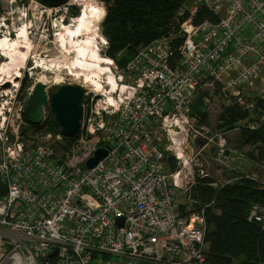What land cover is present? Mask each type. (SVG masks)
<instances>
[{"label":"built area","instance_id":"obj_1","mask_svg":"<svg viewBox=\"0 0 264 264\" xmlns=\"http://www.w3.org/2000/svg\"><path fill=\"white\" fill-rule=\"evenodd\" d=\"M35 2L41 15L64 16L80 3ZM200 5L219 21L195 24ZM184 14L177 31L141 45L123 71L108 59L113 79L98 92L86 87L69 145L61 130L28 134L17 83L0 88V264H207L213 201L197 191V179L210 177L203 154L211 145L219 166L235 157L227 131L202 124L193 104L206 84L248 112L234 129L264 126V110L256 111L264 102V0H193L178 22ZM51 115L44 109L42 123ZM99 148L107 155L87 167ZM247 220L264 229V206L252 204Z\"/></svg>","mask_w":264,"mask_h":264},{"label":"trees","instance_id":"obj_2","mask_svg":"<svg viewBox=\"0 0 264 264\" xmlns=\"http://www.w3.org/2000/svg\"><path fill=\"white\" fill-rule=\"evenodd\" d=\"M105 5L102 22V34L107 41L105 56L124 68L127 62L145 45L162 36H168L178 30L179 24L187 17L184 14L177 21L178 11L190 3V0H101ZM73 17L80 14L79 8H73ZM220 15L209 7L200 5L193 18L195 24L205 20L217 23ZM66 24L68 21H65ZM182 38L173 41L174 56H179L178 47ZM27 81L22 91L28 88ZM205 97L200 96L193 104V111L200 119H205L203 111ZM199 111L200 115L196 110ZM264 110V102L258 101L256 111ZM259 112V113H260ZM248 117V112L237 105L223 103L218 117V128L231 131L240 119ZM28 127L37 131L60 132L53 116L40 125H31L24 115ZM241 136L246 144L254 145L264 159V126L260 129L242 127ZM65 137L69 145L74 139ZM175 168V161H170ZM210 177L197 179V191L202 201H213L208 208L209 244L207 264H264V229L247 220L252 204L264 206V187L256 178L243 176L238 182L221 188L211 186Z\"/></svg>","mask_w":264,"mask_h":264},{"label":"rangeland","instance_id":"obj_3","mask_svg":"<svg viewBox=\"0 0 264 264\" xmlns=\"http://www.w3.org/2000/svg\"><path fill=\"white\" fill-rule=\"evenodd\" d=\"M37 0H0V40L5 37L6 32H13L23 27L25 24L29 25L28 32L32 41L34 43H40L41 45L47 46L48 51H53L57 45H61L63 37L67 40L65 36L64 28L70 26L75 22L76 17H73L71 14L64 16V12L57 10L53 14H48L46 11L41 15L40 9L36 12L33 11L32 4L36 3ZM40 1V0H39ZM80 1L79 11L84 5L88 8H105L104 3L101 0H78ZM193 0H190V3L185 4V6H190ZM39 4V3H37ZM38 8V7H37ZM62 18L65 20L62 22ZM104 19V18H103ZM68 21L66 24L65 21ZM103 22V21H102ZM102 22L96 27L97 39H95V44L97 48L95 49L96 53L106 59L105 56L106 50V39L102 34ZM8 60V55L3 53L0 50V64ZM44 60L45 65L50 67L49 70H46L42 67H35V63H39ZM61 60V57L58 53L50 52H41L40 55L29 57L25 62L22 68L18 69L19 76L13 80L11 84L18 86L19 97L22 100L26 101V106L29 100V94L32 91V88L35 83H38L42 79L49 80L51 86L59 83H71V84H81L83 85V79L85 78H76L70 74H67V70L56 69L58 62ZM104 66V65H103ZM118 66V64H117ZM113 69V66L111 65ZM119 71H123V68L118 66ZM110 79V74H100L97 77V81H92L91 83L95 85L107 83ZM27 81L29 85L28 88L22 91V87ZM4 83L0 81V86ZM10 84V85H11ZM84 86V85H83ZM2 88V87H0ZM198 94L195 96V101L200 96L205 97L203 103V111L206 114L205 119H201L202 124L209 126L211 130L219 129L218 128V117L222 110V105L225 101L226 94L221 93V91L216 88L203 84ZM194 101V102H195ZM196 110V109H195ZM196 112L199 113L198 110ZM200 115V113H199ZM26 131L28 134L35 135V133H40L41 135L51 133L43 131H37L31 129V127L26 126ZM242 129V128H241ZM241 129H232L227 131L228 138V157H235V161H230L228 165L219 166L213 160V155L215 154V149L212 146H208L204 152V160L206 161L205 170L209 176L218 184L225 183L227 180L232 179L234 176H250L256 178L259 181H264V159L260 158L259 152L254 145L246 144L244 138L241 136ZM261 185V183H260Z\"/></svg>","mask_w":264,"mask_h":264},{"label":"bare ground","instance_id":"obj_4","mask_svg":"<svg viewBox=\"0 0 264 264\" xmlns=\"http://www.w3.org/2000/svg\"><path fill=\"white\" fill-rule=\"evenodd\" d=\"M39 9V7L33 6L34 12ZM104 16V8H88L84 5L75 22L64 28L67 40L63 37L62 44L57 45L53 51H48L47 46L32 41L28 32V24L11 33L6 32L5 37L0 40V50L8 55V60L0 64V81L4 82L0 87L6 83L11 84L19 76L17 70L23 67L29 57L38 56L41 52H50L58 53L61 57L56 67L57 70H67V74L76 78L85 77L83 79L84 87L100 91L103 84L95 85L98 82L92 84L93 80L97 81V77L105 73H109L110 78L113 79L111 62L95 51L97 48L95 39L98 38L95 25L101 23ZM35 67L50 69L45 65L44 60L35 63ZM38 83L44 86L50 84L47 79H42Z\"/></svg>","mask_w":264,"mask_h":264},{"label":"water","instance_id":"obj_5","mask_svg":"<svg viewBox=\"0 0 264 264\" xmlns=\"http://www.w3.org/2000/svg\"><path fill=\"white\" fill-rule=\"evenodd\" d=\"M9 87L10 83H6L2 89ZM86 91V87L81 84L59 83L44 86L35 83L24 115L31 125L36 126L44 121V109H49L61 132L66 137H73L80 128ZM106 155L107 149L99 148L87 162V167H94ZM5 192L6 187L0 186V195ZM119 224H123V219L119 220Z\"/></svg>","mask_w":264,"mask_h":264}]
</instances>
